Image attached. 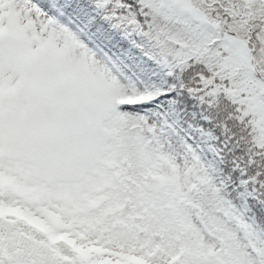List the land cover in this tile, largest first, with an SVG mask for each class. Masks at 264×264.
Masks as SVG:
<instances>
[{
	"label": "snow or ice",
	"instance_id": "obj_1",
	"mask_svg": "<svg viewBox=\"0 0 264 264\" xmlns=\"http://www.w3.org/2000/svg\"><path fill=\"white\" fill-rule=\"evenodd\" d=\"M0 264H264V0H0Z\"/></svg>",
	"mask_w": 264,
	"mask_h": 264
}]
</instances>
